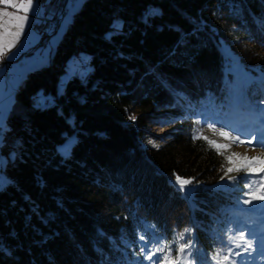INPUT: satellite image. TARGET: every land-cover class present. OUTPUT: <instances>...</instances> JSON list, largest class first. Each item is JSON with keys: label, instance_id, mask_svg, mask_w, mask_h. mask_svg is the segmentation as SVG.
I'll return each instance as SVG.
<instances>
[{"label": "trees", "instance_id": "obj_1", "mask_svg": "<svg viewBox=\"0 0 264 264\" xmlns=\"http://www.w3.org/2000/svg\"><path fill=\"white\" fill-rule=\"evenodd\" d=\"M263 51L264 0H84L52 65L27 73L7 115L0 264H117L110 239L132 229L138 237L144 220L172 258L211 264L221 239L213 228L246 188L242 171L232 176L227 156L198 138L201 118L213 104L233 118L264 101ZM79 53L92 69L59 93ZM40 90L43 106L32 103ZM153 126L169 132L157 138ZM177 176L192 181L191 198Z\"/></svg>", "mask_w": 264, "mask_h": 264}, {"label": "rangeland", "instance_id": "obj_2", "mask_svg": "<svg viewBox=\"0 0 264 264\" xmlns=\"http://www.w3.org/2000/svg\"><path fill=\"white\" fill-rule=\"evenodd\" d=\"M83 2L84 0H66L65 15L57 31L47 40L46 43L40 45L36 49L35 54L30 55H33L34 58L37 57L36 59L40 60L39 65L32 70L42 67H50L52 65L59 45L65 37L67 30L74 21L75 14L77 11H79ZM118 27H121V20L119 19L116 20L114 30H118ZM221 48L227 56L235 58V55L230 51L227 43L222 42ZM231 66V71L241 77L246 84L253 81L254 77L248 74L245 68L238 61H231ZM91 69L92 66L90 64V57L88 54L79 53L78 55H72L67 61L66 72L60 79L58 92L61 93L63 91V82L74 76L75 72L81 79H85ZM26 75L23 76L19 82H17V84H15L16 90L14 88L11 103L14 102L15 93L17 92L19 85L23 82ZM243 96L244 95L242 94H237L233 97V101L240 104L243 101ZM44 99L45 94L40 90L33 95L32 103L34 105L43 106ZM230 114L232 115V112H230ZM6 120L7 116L1 118L0 125H2V129H5L6 127ZM201 120L205 122V127L202 131L204 137H207L208 140L215 141L216 144L229 145L227 148H222L219 150L227 157L233 156L234 153L239 154L240 157H264V101L261 102L258 107L251 109L247 113H241L239 111V113L233 116V118H231L229 113L222 111L216 104H213L210 109L203 114ZM221 131L228 132L230 137H239V139L245 141V143L234 142L231 139L225 138L220 135ZM151 132L154 136L160 138L166 136L169 132V129L162 126H153ZM249 140L252 141L251 144L247 143ZM73 141L74 137H70L67 140L64 145L65 149L62 150L64 153H67V148L71 146ZM154 141L156 145L159 144L157 143L159 139ZM3 143V132H1L0 189L4 188L11 181L9 176L3 171V168L8 159L13 157V155L10 154L7 156L1 151ZM245 163L247 162L242 159H236L235 157H233L231 162V164L235 167L231 172V175L235 176L236 178H240L239 171H242L241 175H244L243 181L245 182L246 192L245 196L241 200V203L230 213L225 224L220 227L215 225L213 228L217 239L221 238L219 240V246L214 247V253L215 255L217 252H219L221 255H228L229 247H231L234 252H243L244 242H241V248L239 249H237L235 246V242L239 240L240 232L243 231L245 233V241H254L255 251L250 250L248 253H243L240 257L233 256L232 259H235L237 264H264V201L253 200L251 203H244L245 200L249 199L247 195V193L250 191L248 185L251 184L253 189H255L257 187V183H254V181L258 182L259 178L264 176V172H248L247 170L240 167ZM262 166L264 165H262L260 162L253 163L254 168L258 169ZM184 189L185 190H182L183 193L188 198H191L193 190L192 186L190 184L185 185ZM134 234L135 233H133L132 229L127 233L123 232L119 238V241L112 238L110 239L113 247L119 252V255H121V259L117 261V264H151L150 261L144 259L143 255L139 254L142 247L144 248L145 253L150 254L151 252H156L154 260L157 261H159L165 255V253L168 252L167 245L157 233L156 225L152 222L144 220L141 232L139 233L138 237ZM141 235L145 236L144 241L139 239ZM229 237L232 239L229 240ZM134 248H138L139 253H136ZM158 248H164V251L157 252ZM213 257L214 256L210 257L211 264H216V261L213 259ZM190 264L195 263L190 261ZM226 264H230V262H226Z\"/></svg>", "mask_w": 264, "mask_h": 264}, {"label": "snow or ice", "instance_id": "obj_3", "mask_svg": "<svg viewBox=\"0 0 264 264\" xmlns=\"http://www.w3.org/2000/svg\"><path fill=\"white\" fill-rule=\"evenodd\" d=\"M0 3H3L5 5L4 10H0V55H3L4 51L11 47L15 41V39H18L21 35L25 24L29 20L28 13L30 10L34 8V2L33 0H26V2H14V0H0ZM8 7H11L15 9L14 12L7 11L6 9ZM23 13V15H21ZM13 29H16L13 31ZM9 37L12 39L10 40ZM220 135L231 139L234 142L239 143H245V141L240 140L239 137H230V134L228 132L221 131ZM203 138L207 140V137H198ZM208 143L210 145H213L217 148V150H220L222 148H227L229 145H220L216 144L215 141L208 140ZM247 143L251 144L252 141L249 140ZM233 157L236 159H242L246 161L247 163L241 165L240 167L247 170L248 172H264V166L260 168H254L253 163L254 162H260L262 165H264V157L256 156V157H240L239 154H233V156L227 157L229 163L232 162ZM233 168L229 167L227 169V172H232ZM231 179V177H229ZM176 182L179 184L181 190H185L184 186L191 184L192 181L189 179H183L179 176L176 178ZM254 183H257V187L253 189L252 185H248L250 191L247 193L249 199L245 200L244 203H251L253 200H261L264 201V176H261L259 178V181ZM188 230L185 229V232ZM180 239L184 238V234L181 233L179 236ZM141 241L145 240V236L141 235L139 237ZM229 240L232 238L229 237ZM241 242H244L243 252L241 251H233L231 247L228 248V255H221L219 252L213 257V259L216 261V264H226V262H230V264H237V261L235 259H232L233 256L240 257L243 253H248L250 250L255 251L254 241H245V233L243 231L240 232L239 240L235 242V246L237 249L241 248ZM192 245L189 243L182 244L178 249L177 252L180 254L185 253L186 249L191 248ZM164 248H158L157 252H163ZM140 255L144 256V259L151 262V264H190V261L187 259V257L181 256V258L174 259L171 256V249L169 248L168 252L165 253V255L159 260H154V257L156 256V252L145 253L144 248L142 247L140 249ZM190 255V253H189Z\"/></svg>", "mask_w": 264, "mask_h": 264}, {"label": "crops", "instance_id": "obj_4", "mask_svg": "<svg viewBox=\"0 0 264 264\" xmlns=\"http://www.w3.org/2000/svg\"><path fill=\"white\" fill-rule=\"evenodd\" d=\"M14 2H26V0H14ZM34 8L29 11V20L18 39H15L13 45L7 48L3 55H0V122L1 118L8 115L13 103H11L14 93L15 84L25 76L30 70L39 65L40 60L36 59L31 54H35L36 49L47 42H42L41 38L31 30V22L38 10L37 1L33 0ZM5 5L0 3V10H4ZM7 11L14 12L15 9L8 7ZM23 15V13H21ZM16 29H13L15 31ZM11 40L12 38L9 37ZM5 56L12 64L9 70V78H4L6 72L5 65L1 62V58ZM25 59V62L23 61ZM16 90V88H15ZM2 125H0L1 127ZM2 128V127H1Z\"/></svg>", "mask_w": 264, "mask_h": 264}, {"label": "built area", "instance_id": "obj_5", "mask_svg": "<svg viewBox=\"0 0 264 264\" xmlns=\"http://www.w3.org/2000/svg\"><path fill=\"white\" fill-rule=\"evenodd\" d=\"M38 3V10L33 17L31 30L37 34L42 42L48 40L58 29L65 15L66 0H35ZM25 62V59L23 60ZM1 62L6 67L4 78H9V70L12 64L5 56ZM45 102H50L46 100Z\"/></svg>", "mask_w": 264, "mask_h": 264}, {"label": "bare ground", "instance_id": "obj_6", "mask_svg": "<svg viewBox=\"0 0 264 264\" xmlns=\"http://www.w3.org/2000/svg\"><path fill=\"white\" fill-rule=\"evenodd\" d=\"M46 103H49V102H46ZM3 132V129L0 127V133Z\"/></svg>", "mask_w": 264, "mask_h": 264}]
</instances>
